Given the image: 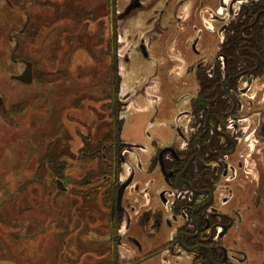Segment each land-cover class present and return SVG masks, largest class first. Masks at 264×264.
I'll list each match as a JSON object with an SVG mask.
<instances>
[{"label": "flooded vegetation", "instance_id": "1", "mask_svg": "<svg viewBox=\"0 0 264 264\" xmlns=\"http://www.w3.org/2000/svg\"><path fill=\"white\" fill-rule=\"evenodd\" d=\"M137 2L121 18L142 13L121 58V14H110L113 115L104 142L84 153L104 168L91 191L106 206L97 237L112 247L99 264H254L264 216V0ZM131 47L146 72L124 89L118 70L121 59L131 74ZM131 105L153 111L144 129L165 116L169 138L148 146L122 139L121 112ZM128 244L143 254L122 260L118 249Z\"/></svg>", "mask_w": 264, "mask_h": 264}, {"label": "rangeland", "instance_id": "2", "mask_svg": "<svg viewBox=\"0 0 264 264\" xmlns=\"http://www.w3.org/2000/svg\"><path fill=\"white\" fill-rule=\"evenodd\" d=\"M112 1L0 0V98L14 121L8 123L0 114V264H99L109 259L112 245L100 242L98 237L105 233L97 230L102 222L99 208H106L104 198L91 191L104 168L98 156L85 159L84 153L104 142L96 139L109 129L113 115L110 14L115 20L128 0ZM141 15L133 11L129 18L119 19L120 58L128 47L120 46L131 36L138 38ZM16 41L15 58L32 63L29 85L11 78L24 69L10 58ZM130 49L131 74L121 59L118 70L124 89L136 85L140 72H146L135 49ZM123 93L122 89L118 95L122 100ZM147 108L145 115L134 105L126 114L121 112L122 139L148 146L155 136L163 142L169 138L165 116L155 117V125L144 129L153 118ZM81 145L85 147L80 150ZM141 157L145 165L148 157ZM106 188L101 191L107 193ZM104 219L108 223L107 212ZM257 220L261 230L254 239V264H264V216ZM142 254L130 244L118 249L124 261Z\"/></svg>", "mask_w": 264, "mask_h": 264}, {"label": "water", "instance_id": "3", "mask_svg": "<svg viewBox=\"0 0 264 264\" xmlns=\"http://www.w3.org/2000/svg\"><path fill=\"white\" fill-rule=\"evenodd\" d=\"M138 0H131L129 6L126 8V10L124 11L123 14H121L118 18L121 19L123 18L125 15H127L131 10L135 9L138 7ZM27 22H28V17H27V20L26 22L24 23L21 31L23 32V29L26 27L27 25ZM112 23V21H111ZM19 47V43L18 41L15 42V46H14V49L11 53V56L10 58L12 59V61L15 63L17 61H19L20 63H22L24 65V69H23V73L19 74V75H14L12 76L11 78L17 82H20V83H23V84H26V85H29L32 83V79H33V76H32V63L30 61H27V60H17L15 58V53L17 51ZM0 114H2L1 116H3V118L8 122V123H14V121L9 118L8 114H7V111L6 109L3 107L2 105V99L0 98ZM57 187L59 189H63L62 187V181H57Z\"/></svg>", "mask_w": 264, "mask_h": 264}, {"label": "trees", "instance_id": "4", "mask_svg": "<svg viewBox=\"0 0 264 264\" xmlns=\"http://www.w3.org/2000/svg\"><path fill=\"white\" fill-rule=\"evenodd\" d=\"M24 32V31H23ZM22 33V32H21ZM103 136V135H102ZM96 140H98L99 142L103 141L104 139L99 136Z\"/></svg>", "mask_w": 264, "mask_h": 264}]
</instances>
